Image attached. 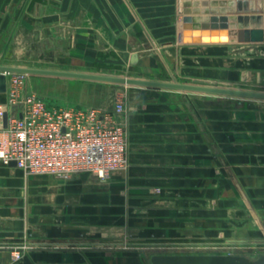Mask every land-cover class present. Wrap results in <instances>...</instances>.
<instances>
[{
    "label": "crops",
    "instance_id": "crops-1",
    "mask_svg": "<svg viewBox=\"0 0 264 264\" xmlns=\"http://www.w3.org/2000/svg\"><path fill=\"white\" fill-rule=\"evenodd\" d=\"M181 2L0 0V65L264 87V42L183 43ZM41 78L30 75L29 90ZM113 95L85 103L113 111ZM118 95L126 170L63 179L0 161V264H152L163 243L264 245V101L138 86Z\"/></svg>",
    "mask_w": 264,
    "mask_h": 264
},
{
    "label": "built area",
    "instance_id": "built-area-1",
    "mask_svg": "<svg viewBox=\"0 0 264 264\" xmlns=\"http://www.w3.org/2000/svg\"><path fill=\"white\" fill-rule=\"evenodd\" d=\"M6 76L7 101L0 103L1 162L15 161L26 175L49 174L63 179L89 172L107 180L129 167L128 131L118 118L126 110L122 100L113 111L75 105L52 107L28 89V74L8 72ZM156 248L165 253L236 254L244 246L182 242ZM21 250L14 251V260L22 258Z\"/></svg>",
    "mask_w": 264,
    "mask_h": 264
},
{
    "label": "water",
    "instance_id": "water-1",
    "mask_svg": "<svg viewBox=\"0 0 264 264\" xmlns=\"http://www.w3.org/2000/svg\"><path fill=\"white\" fill-rule=\"evenodd\" d=\"M256 4V5H255ZM180 41L183 43H262L264 42V0H228L226 7H183ZM8 72L28 75L66 77L125 86L151 87L202 93L238 99L264 100V91L228 86L203 85L174 80H155L112 74L58 70L19 65H0V92L7 91ZM8 112L4 114V126ZM11 163L16 164L15 161ZM152 264H264V255L250 259L228 253H165L156 252Z\"/></svg>",
    "mask_w": 264,
    "mask_h": 264
},
{
    "label": "rangeland",
    "instance_id": "rangeland-1",
    "mask_svg": "<svg viewBox=\"0 0 264 264\" xmlns=\"http://www.w3.org/2000/svg\"><path fill=\"white\" fill-rule=\"evenodd\" d=\"M184 5L186 0H181ZM198 2L206 1V0H196ZM21 64V63H17ZM19 66H27V65H19ZM31 67V66H30ZM112 75H119V76H128L133 77L132 75H129L125 72H115L111 73ZM30 76V75H29ZM41 82L33 88V92L37 93L41 98H43L48 105L52 107H64L68 106V103L77 102L81 105L87 106V107H93L92 104L98 103L101 105L104 101H107V98L109 95L114 93V100L117 102L118 100H121V98L118 95V88L128 87L121 84H100V88H103L102 90L98 89H89L88 87L94 86L91 83L88 82V80H81V79H73V78H66V77H54V76H41ZM137 78V77H136ZM174 81H177L176 79H173ZM182 82V81H179ZM187 82V81H185ZM191 83V82H188ZM76 85H79V88H74ZM218 86V85H214ZM230 87V86H229ZM231 87H237V88H245V89H252V90H261L264 91V87H251V86H231ZM29 89V88H28ZM31 91V90H30ZM191 93V92H190ZM220 96H212L216 100V102H223L226 99L224 98H218ZM77 99V101H74L73 99ZM84 101L80 102V101ZM79 101V102H78ZM91 102V103H85ZM264 101V100H262ZM100 102V103H99ZM100 108L101 107H95ZM246 246L245 249H242L238 251L239 253L236 254H242L250 259H256L260 257L261 255H264V245H255L253 246L254 249H252V246ZM256 247V248H255ZM29 248L27 246H23L22 248V255L24 251L28 250ZM156 251H158L156 249ZM257 251V252H256ZM17 261V260H16Z\"/></svg>",
    "mask_w": 264,
    "mask_h": 264
}]
</instances>
